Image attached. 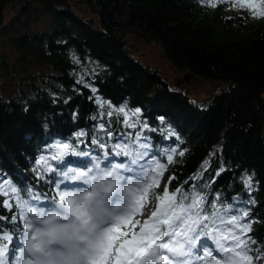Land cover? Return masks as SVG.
<instances>
[{
  "label": "trees",
  "instance_id": "obj_1",
  "mask_svg": "<svg viewBox=\"0 0 264 264\" xmlns=\"http://www.w3.org/2000/svg\"><path fill=\"white\" fill-rule=\"evenodd\" d=\"M214 2L219 6L200 0H0V41L8 42L19 65L11 74L2 64L4 76L15 82L8 93L0 91V182L7 181L0 183V200L20 204L12 211L0 206V217L26 216L21 197L31 201L33 194L41 196L33 206L48 209L46 197H56L71 179L63 171H85L97 156L103 160L105 152L114 153L116 144H135L137 129L127 127L118 112L125 108L129 122L155 129H140L153 154L177 145L185 152L175 156L164 181L174 174L172 188L188 181L209 200L218 198V210L221 204L231 208L220 211L225 223L215 221L225 232L231 215L250 208L249 235L257 246L264 243V20L228 14L229 0ZM129 32L157 45L185 78L218 82L209 105L191 100L181 85L138 60ZM7 60V54L0 57V63ZM136 109L139 114L132 116ZM169 130L180 139L165 138ZM59 144L71 145V154ZM61 152V160L52 159ZM246 176H252L251 188L242 183ZM13 187L26 191L13 194ZM12 230L18 234L13 247L19 248L22 229Z\"/></svg>",
  "mask_w": 264,
  "mask_h": 264
},
{
  "label": "snow or ice",
  "instance_id": "obj_2",
  "mask_svg": "<svg viewBox=\"0 0 264 264\" xmlns=\"http://www.w3.org/2000/svg\"><path fill=\"white\" fill-rule=\"evenodd\" d=\"M200 3L212 8L219 6L214 0H200ZM229 3L234 11L264 20V0H229ZM118 112L124 114L127 127L137 129L133 133L136 143L116 144L114 153L105 152L103 160L97 156L93 167L85 171H63L65 179L70 177L85 187L58 190L50 209L33 206L41 201V196L33 194L31 201L26 196L21 197L26 216L17 213L0 217V264H13V261L16 264H192L193 255L202 262L213 255L205 243L208 240L223 256V260L214 258L212 264H258L264 260V243L257 246V239L249 235L253 230L251 209L231 215L226 221L231 227L226 232L218 229L215 226L217 219L225 223L220 211L227 213L230 208L221 204L218 210V198L217 202L209 200L208 194L197 191V185L188 181L172 188V181L176 179L174 174L164 181L169 166L176 162L175 156L183 157L185 152L177 145L164 153L153 154L154 146L147 142L150 138L142 136L140 129H155H150L146 122L142 125H137L135 120L129 122L125 108ZM139 112L136 109L131 115L137 116ZM107 115L112 116V112ZM100 128L105 130V125L101 124ZM107 135L111 137V131ZM173 136L180 139L171 130L165 138ZM92 143L106 148L97 140ZM56 147L67 149L71 154L69 144ZM110 154L123 159L113 163ZM63 155L65 153L61 152L52 159L59 161ZM208 163L205 162L202 171H207ZM37 178L43 179L44 174L40 173ZM162 182L163 189L159 190ZM242 183L251 188L252 176H246ZM185 185H188L187 189ZM56 186L59 189L60 185ZM24 191L12 188L13 194ZM0 206L12 211L20 204L0 200ZM15 225L22 229L19 248L13 247L18 240V234L12 230ZM5 229L9 231L5 232ZM201 248L204 249L202 256L197 255Z\"/></svg>",
  "mask_w": 264,
  "mask_h": 264
},
{
  "label": "rangeland",
  "instance_id": "obj_3",
  "mask_svg": "<svg viewBox=\"0 0 264 264\" xmlns=\"http://www.w3.org/2000/svg\"><path fill=\"white\" fill-rule=\"evenodd\" d=\"M22 5H26L23 3ZM25 11V9L23 10ZM232 8L228 9V14L232 13ZM127 41L129 46L131 47L134 56L140 60L142 63L147 64L153 68H156L162 76L169 79L173 85L177 82L178 79H184L186 77V73L184 70L176 67L173 63L170 62L167 58H165L161 52V49L154 44L148 43L147 40L136 33L129 32L126 34ZM8 45V42H6L5 39H2L0 41V57H2L4 54H7L8 59L6 63H0V91L5 93H8L9 90L12 87V82H15L14 79H8V77L4 76L6 71L2 68V64H5L8 68L9 73H15L16 69H18L19 65L15 63L16 59V53L13 51V49ZM218 85V82L216 81H207L203 78L199 77H189L188 81H184L181 83V90L188 95V97L193 100L201 103L203 107H207L209 105V102L212 97V93L215 92L211 91L215 85ZM216 85V86H217ZM223 85L226 87V83H223ZM218 90H216L217 92ZM142 143L145 141H141ZM150 143L149 141H147ZM151 144V143H150ZM90 157V155H88ZM110 159V158H109ZM4 179L3 176H0V181ZM68 186L64 187V190H76L77 188L85 187L80 182H74L71 179L67 181ZM164 186V183H161V188L159 190H162ZM236 203L239 205H243L241 201L236 200ZM43 205H45L48 209L52 208L54 204L52 203V199L49 197H46V199L43 202ZM231 209V208H230ZM146 217H137V219H144ZM208 242L213 246V249L216 250L215 244L208 240ZM228 243L230 246L229 242ZM217 255L215 253H212L213 255L205 261H200L196 259V256L193 255L191 257V261L193 264H212V261L214 258H219L223 260V256L218 251ZM202 256V255H201ZM197 262V263H196ZM263 260L259 261L258 264H262ZM13 264H16L15 261H13Z\"/></svg>",
  "mask_w": 264,
  "mask_h": 264
},
{
  "label": "water",
  "instance_id": "obj_4",
  "mask_svg": "<svg viewBox=\"0 0 264 264\" xmlns=\"http://www.w3.org/2000/svg\"><path fill=\"white\" fill-rule=\"evenodd\" d=\"M24 9H25V8H23V10H24ZM184 81H188V78H184V79H181V78H180V79H178L177 82H176V85H177V86H180L181 83H183Z\"/></svg>",
  "mask_w": 264,
  "mask_h": 264
},
{
  "label": "bare ground",
  "instance_id": "obj_5",
  "mask_svg": "<svg viewBox=\"0 0 264 264\" xmlns=\"http://www.w3.org/2000/svg\"><path fill=\"white\" fill-rule=\"evenodd\" d=\"M197 263V262H196ZM193 264V263H192Z\"/></svg>",
  "mask_w": 264,
  "mask_h": 264
}]
</instances>
